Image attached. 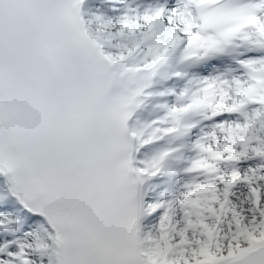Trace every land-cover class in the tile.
<instances>
[{
  "label": "snow or ice",
  "instance_id": "obj_1",
  "mask_svg": "<svg viewBox=\"0 0 264 264\" xmlns=\"http://www.w3.org/2000/svg\"><path fill=\"white\" fill-rule=\"evenodd\" d=\"M0 264H264V0H0Z\"/></svg>",
  "mask_w": 264,
  "mask_h": 264
}]
</instances>
